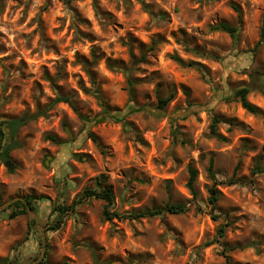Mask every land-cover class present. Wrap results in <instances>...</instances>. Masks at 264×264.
<instances>
[{"label": "rangeland", "instance_id": "1", "mask_svg": "<svg viewBox=\"0 0 264 264\" xmlns=\"http://www.w3.org/2000/svg\"><path fill=\"white\" fill-rule=\"evenodd\" d=\"M221 22L238 27L237 41ZM263 23L264 0H0V137L12 145L0 156V204L31 197L43 264H264V173L252 174L264 166V42L254 51ZM108 60L129 70L132 94ZM244 86L261 113L232 97ZM216 116L226 141L212 134ZM7 120H19L15 131ZM235 171L243 183L228 185ZM109 186L113 212L187 211L108 221L102 199L74 203ZM11 212H0V261L30 264L40 233ZM220 225L226 235L214 242Z\"/></svg>", "mask_w": 264, "mask_h": 264}, {"label": "trees", "instance_id": "2", "mask_svg": "<svg viewBox=\"0 0 264 264\" xmlns=\"http://www.w3.org/2000/svg\"><path fill=\"white\" fill-rule=\"evenodd\" d=\"M65 3H70L71 0H63ZM236 12L238 13V19L239 21L242 19V12L240 10V8L238 6L234 7ZM217 29L223 30L227 33H229L234 40H238V27L233 26L227 22H221L218 26ZM262 37L263 40H260L254 47V51H256L257 49H259V47L262 45V42H264V23L262 25ZM153 45L151 46V50L154 49L155 47V41H153L152 43ZM141 59H145L144 54L141 56ZM179 63H183V61L179 58H175ZM109 67L115 69V70H122L127 78V82L129 85V90L130 93H133L134 90V81L131 79L130 76V72L128 69H126L124 66H119L116 64V62L108 60L107 61ZM262 93L264 94V87L262 88ZM97 98L101 99L100 93L98 91H91ZM251 92V89L247 86L244 87H240L238 89L234 90L233 93V98L238 100L241 103V106L248 111L249 113L252 114H259L261 113V109L253 104L252 102L249 101L248 99V95ZM60 101H64L66 98L65 97H59L58 98ZM173 99V95H170L169 97L166 98H159V108H165ZM119 119V118H116ZM220 121L219 117H214V124L212 125V134L214 136H216L218 139L226 141V137L222 136L221 134L218 133V131L216 130V123ZM19 120H7V126L9 127V129L11 130V132L16 130V127L18 125ZM175 132H177V130H175ZM2 134L4 135V132H2ZM92 135V134H91ZM93 140H95V136H93ZM50 139V137H49ZM2 142L3 139L2 137H0V156L4 159L9 158V151L12 149V145L8 143V145L3 148L2 146ZM238 169V168H236ZM237 171V170H236ZM236 171L233 174V176L227 180V184L228 185H237V184H242L243 181H241V179H238L236 177ZM208 175L212 181V185L210 187H208V193H209V198H208V202L212 205L213 208L216 207L217 202L220 199V191L218 189V184L219 181L216 177V172L214 169V158L211 157L209 160V166L207 169ZM188 173H189V178H188V182H187V187L190 191V193L196 197L197 196V192L195 189V182L197 180L198 177V170L192 166H190L188 168ZM259 173H264V166H255L252 170V174L253 175H257ZM80 200H75V204H79L81 202H83V200H91V199H102L103 201H105V207H104V217L106 220L108 221H112L114 219H139L142 217H152V216H158V215H162V214H171V215H177V214H181L184 213L185 211H187V206L186 204H182V203H178V204H166L162 207H152L150 209H144L141 211H132L129 213H124V214H120L118 212H113L111 210V207L114 206L115 204V195L113 192L112 187H106V188H102V189H96V188H86L84 190V192L79 196ZM27 199V201L29 202V204L32 206L33 210H35L34 205L32 204V199L30 196H26L25 197ZM8 209H11L12 212L9 214V218L11 219H15L18 218L22 215L27 214V210H26V206L23 202L21 201H17L14 204H12V206H10ZM7 209V210H8ZM58 210H60V215H62L65 210H67V208H58ZM29 227H31V224H29ZM57 227V226H56ZM51 228V229H57V228ZM217 235L218 237L214 240V242H219L220 239L224 238L226 235V226L225 225H220L218 230H217ZM213 242V243H214ZM227 249L229 248L228 246L226 247ZM230 249V248H229ZM226 259L228 261V263L230 264V258L229 256H226ZM13 264H18V263H13ZM39 264H43L39 263ZM46 264V262H45Z\"/></svg>", "mask_w": 264, "mask_h": 264}, {"label": "water", "instance_id": "3", "mask_svg": "<svg viewBox=\"0 0 264 264\" xmlns=\"http://www.w3.org/2000/svg\"><path fill=\"white\" fill-rule=\"evenodd\" d=\"M252 86H253V84L250 85V87H252ZM34 118H36V116L24 115L23 118L20 119V122L23 123V122H26L28 120H32ZM67 131L69 132L71 138H73V135L71 134V132L68 129H67ZM4 164L9 170H11V171L14 170V163L10 159L6 160V162ZM46 164H48V162H46ZM17 201H21L25 204L26 210H27V215H28L30 222L34 223L35 228L40 233V238H41V243H42V251H41L40 256L30 263V264H39V263L43 262L45 260V257H46L47 237H46L45 230L38 223V216H37L35 210H33L32 206L29 204L27 199L24 196L13 197L12 199L0 204V212L7 210L10 206H12V204H14ZM6 263H7L6 260L0 261V264H6ZM46 264H50V262H46Z\"/></svg>", "mask_w": 264, "mask_h": 264}]
</instances>
